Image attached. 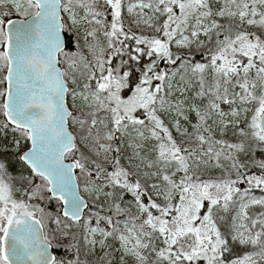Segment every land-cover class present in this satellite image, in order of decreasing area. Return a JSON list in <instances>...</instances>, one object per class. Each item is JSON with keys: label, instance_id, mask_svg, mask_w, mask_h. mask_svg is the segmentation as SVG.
<instances>
[{"label": "snow or ice", "instance_id": "snow-or-ice-1", "mask_svg": "<svg viewBox=\"0 0 264 264\" xmlns=\"http://www.w3.org/2000/svg\"><path fill=\"white\" fill-rule=\"evenodd\" d=\"M0 264H264V0H0Z\"/></svg>", "mask_w": 264, "mask_h": 264}]
</instances>
